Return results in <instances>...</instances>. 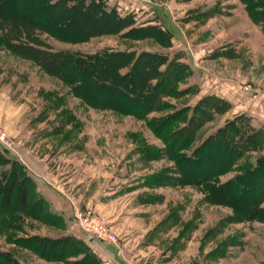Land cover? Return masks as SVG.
I'll return each instance as SVG.
<instances>
[{
    "label": "rangeland",
    "instance_id": "obj_1",
    "mask_svg": "<svg viewBox=\"0 0 264 264\" xmlns=\"http://www.w3.org/2000/svg\"><path fill=\"white\" fill-rule=\"evenodd\" d=\"M100 1L132 21L120 32L156 27L164 32V42L119 34L69 42L38 30L36 38L53 51L130 49L165 55L159 69L180 67L183 78L176 90L186 93L164 96L172 108L151 112L147 119L182 107L189 108V117L199 99L212 96L228 107L204 124L208 134L238 115L233 113L264 109V36L239 0ZM33 4L40 1L7 3L23 11ZM52 13L38 12L40 22L55 27ZM69 16L70 21H60L66 24L64 34L77 32L85 22V16ZM1 35L9 37L4 28ZM163 147L146 120L84 104L58 78L3 43L0 156L7 162L0 164V182L16 163L32 183L30 197L42 196L50 213L42 212V221L25 211L4 214L0 250L12 264H75L84 253L99 264H264V221H234L229 207L204 203L197 187L154 182L173 175L172 161L155 155ZM32 234L71 239L63 240V253L72 254L45 259L19 246ZM61 247L43 249L58 255Z\"/></svg>",
    "mask_w": 264,
    "mask_h": 264
},
{
    "label": "trees",
    "instance_id": "obj_2",
    "mask_svg": "<svg viewBox=\"0 0 264 264\" xmlns=\"http://www.w3.org/2000/svg\"><path fill=\"white\" fill-rule=\"evenodd\" d=\"M39 1L37 7L33 4L23 11L14 5L9 7L8 0H0V29L4 28L9 36L5 40L4 35L0 36V46L4 43L6 49L30 59L45 73L58 78L69 93L84 104L146 120L164 146L156 157H165L173 163V175L167 180L156 177V184L197 187L203 193L204 203L229 207L234 221H264V206H261L264 199V127H251L248 119L239 114L205 134L204 124L213 120L215 114L225 112V105L228 107V103L212 96L199 99L189 117L186 115L189 108L182 107L147 119L151 112L172 108L163 100L164 96L186 93V90H176V83L183 78L180 67L159 69L166 61L165 55L147 51L136 53L130 49H105L90 54L53 51L42 46L35 31H46L56 39L69 42L85 41L100 34H119L130 39L149 37L161 43L164 32L150 26H131L120 32L132 25V21L120 17L112 8L104 9L100 0ZM239 1L264 36V0ZM44 10L53 11L50 23L55 27L40 22L38 12ZM70 14L85 16V22L77 32L64 34L62 27L66 24L60 25V21H70ZM122 68L125 71H121ZM5 162L0 156V164ZM21 170L18 171L16 163L12 162L7 176L0 182V226L4 223L3 215L10 211H25L37 221H42V212L50 213L42 196L30 197L32 183ZM229 172L233 175L221 181L220 176ZM63 240L67 243L71 239ZM63 240L32 234L19 246L45 259L63 260L72 254L63 253L66 246ZM58 244L62 246L58 255L51 249H43ZM86 259L88 264H99L91 253H84L75 264H87ZM12 262L10 255L0 250V264Z\"/></svg>",
    "mask_w": 264,
    "mask_h": 264
},
{
    "label": "crops",
    "instance_id": "obj_3",
    "mask_svg": "<svg viewBox=\"0 0 264 264\" xmlns=\"http://www.w3.org/2000/svg\"><path fill=\"white\" fill-rule=\"evenodd\" d=\"M233 114H243L248 118L249 124L253 128L264 127V109H252L247 107V109L238 111Z\"/></svg>",
    "mask_w": 264,
    "mask_h": 264
},
{
    "label": "built area",
    "instance_id": "obj_4",
    "mask_svg": "<svg viewBox=\"0 0 264 264\" xmlns=\"http://www.w3.org/2000/svg\"><path fill=\"white\" fill-rule=\"evenodd\" d=\"M97 236L100 237L99 234H97ZM101 238H102V237H101Z\"/></svg>",
    "mask_w": 264,
    "mask_h": 264
}]
</instances>
